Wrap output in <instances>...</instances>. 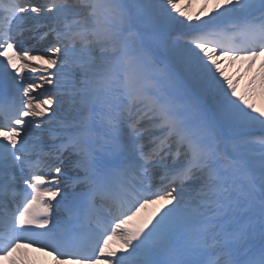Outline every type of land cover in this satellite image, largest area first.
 <instances>
[{
  "label": "snow or ice",
  "instance_id": "snow-or-ice-1",
  "mask_svg": "<svg viewBox=\"0 0 264 264\" xmlns=\"http://www.w3.org/2000/svg\"><path fill=\"white\" fill-rule=\"evenodd\" d=\"M190 7L0 0V264H264V0Z\"/></svg>",
  "mask_w": 264,
  "mask_h": 264
},
{
  "label": "bare ground",
  "instance_id": "bare-ground-1",
  "mask_svg": "<svg viewBox=\"0 0 264 264\" xmlns=\"http://www.w3.org/2000/svg\"><path fill=\"white\" fill-rule=\"evenodd\" d=\"M188 2L189 0H182V6L188 4ZM202 3L203 0H191V7L187 9L189 14L195 17L199 13ZM233 72H235V69H229L230 74ZM244 86H245V81H241L240 88L243 89ZM255 102L258 107H264V96H257ZM153 210L154 208L147 210L144 213V215L150 214ZM114 246H116L115 242H114ZM23 252L25 258L30 262V264H55L53 256L45 252L31 250L27 248H25ZM3 264H7V262H3Z\"/></svg>",
  "mask_w": 264,
  "mask_h": 264
}]
</instances>
